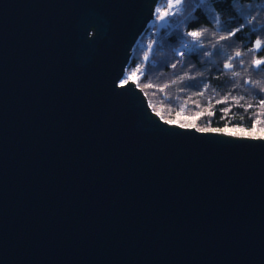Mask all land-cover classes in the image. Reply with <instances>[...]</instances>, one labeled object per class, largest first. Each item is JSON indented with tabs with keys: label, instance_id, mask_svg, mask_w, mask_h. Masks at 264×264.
<instances>
[{
	"label": "water",
	"instance_id": "water-1",
	"mask_svg": "<svg viewBox=\"0 0 264 264\" xmlns=\"http://www.w3.org/2000/svg\"><path fill=\"white\" fill-rule=\"evenodd\" d=\"M158 2L0 0V264H264V139L122 83Z\"/></svg>",
	"mask_w": 264,
	"mask_h": 264
},
{
	"label": "trees",
	"instance_id": "trees-1",
	"mask_svg": "<svg viewBox=\"0 0 264 264\" xmlns=\"http://www.w3.org/2000/svg\"><path fill=\"white\" fill-rule=\"evenodd\" d=\"M167 3L158 2L132 50L122 83H134L152 113L167 124L260 137L264 64L258 68L254 62L264 61V0H184L167 24L158 27L157 9H166ZM193 31L202 35H187ZM225 109L230 111L225 114Z\"/></svg>",
	"mask_w": 264,
	"mask_h": 264
},
{
	"label": "snow or ice",
	"instance_id": "snow-or-ice-1",
	"mask_svg": "<svg viewBox=\"0 0 264 264\" xmlns=\"http://www.w3.org/2000/svg\"><path fill=\"white\" fill-rule=\"evenodd\" d=\"M183 2H184V0H175V3H173L172 0H168V3L166 5V9H157V12L159 13V17L158 18L164 19V17H166L168 15H175V13L171 12L170 10L173 9L174 7L179 6ZM237 31H240V29L237 28ZM187 35L191 36V37H193L195 39V38H199L202 35V33L193 31V32L187 33ZM233 35H235V33L229 32V36H233ZM221 39H228V37H221ZM260 44H261V41H259V40L256 41L257 48L260 47ZM236 55L240 56L241 53L237 52ZM145 59H147V57H145ZM254 63L259 68L261 64H264V61L256 60ZM173 67H175V65H173ZM225 67H229L230 68V67H232V65L231 64H227V65H225ZM234 75H238V73H234ZM259 104L261 106H264V99H261L259 101ZM248 107H251V105H248ZM223 111L225 112V114H227V112H229L230 109H225ZM213 115H214V113H213ZM168 122L172 123V121H168ZM180 126L181 127H185L186 125H180ZM200 130L201 131H207L208 129H200ZM212 131H220V130L219 129H212ZM225 131L226 132H230V130H228V129H225ZM253 131H255V124L253 125ZM261 131H262V135L260 137L252 136L251 138H253V139H256V138L264 139V130H261ZM230 134L234 135L235 133L234 132H230Z\"/></svg>",
	"mask_w": 264,
	"mask_h": 264
},
{
	"label": "rangeland",
	"instance_id": "rangeland-1",
	"mask_svg": "<svg viewBox=\"0 0 264 264\" xmlns=\"http://www.w3.org/2000/svg\"><path fill=\"white\" fill-rule=\"evenodd\" d=\"M173 3H175V0H172ZM171 12H175V7L173 9L170 10ZM171 15H168L166 17H164V19H160L157 17L156 21H157V24H158V27H163L167 24V21H168V18L170 17Z\"/></svg>",
	"mask_w": 264,
	"mask_h": 264
}]
</instances>
